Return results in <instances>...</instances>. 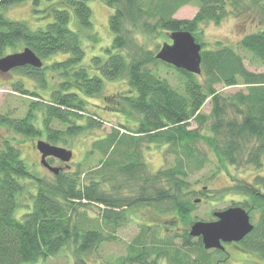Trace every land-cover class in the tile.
<instances>
[{
	"label": "trees",
	"instance_id": "16d2710c",
	"mask_svg": "<svg viewBox=\"0 0 264 264\" xmlns=\"http://www.w3.org/2000/svg\"><path fill=\"white\" fill-rule=\"evenodd\" d=\"M24 1H31L34 13L49 23L31 30L25 22L8 19L6 10ZM91 1L96 0H44V5L42 0H0V59L29 48L42 62L41 68L15 72L32 79L40 91L47 92L49 81L54 83L48 98L39 90H26L21 82L11 84L14 92L29 99L22 116L0 114V126L15 135L42 137L38 141L65 148L70 139L100 129L105 122L98 110L87 108V98H102L108 112L124 115L127 124L135 121L131 128L119 125L92 142L88 154L101 158L99 166L85 172L51 173L52 182L29 171L11 139L1 142L0 264L44 260L68 243L75 249L73 254L81 255L106 242L98 222L82 214L89 206L110 208L102 210L100 221L107 223L120 222L121 213L112 209L127 200H132L133 209L153 206L172 213L176 220L186 219L192 208L191 195L196 194L187 190L186 180L204 164L195 149L199 141L210 146L217 162L235 165L244 153L247 164L264 167V72L245 67L246 58L264 66V0H102L112 10L107 20L112 41L100 52L96 46L101 40L93 30L87 4ZM191 4L198 8L191 20L174 18L179 9ZM227 17L249 18L248 24L255 20L257 29L244 33L232 47L219 42L205 48L198 42L200 24L219 23ZM179 31L190 33L201 45L199 75L156 59L160 41L165 43ZM84 42L98 51L86 63ZM152 42L154 47L149 48ZM59 55L63 58L53 59ZM159 67L172 68L180 77L178 85L173 87L162 77ZM115 80H121L125 89L102 95L103 82ZM219 84L226 88L241 85L244 91L223 96L216 89ZM208 100L207 115L201 110ZM203 127L208 130L206 136L200 133ZM143 144L164 148L175 157L173 165L147 175L139 153ZM97 179L109 184L122 180L119 186H130L135 195L106 197ZM258 179L259 189L245 184L234 191L244 196L242 208L259 211L253 231L241 243L264 258V174ZM144 234L131 245L133 262L155 256L169 258L172 264H206L200 240L191 243L184 235L181 244H175L174 238L160 240L158 231L150 237Z\"/></svg>",
	"mask_w": 264,
	"mask_h": 264
},
{
	"label": "rangeland",
	"instance_id": "374dc122",
	"mask_svg": "<svg viewBox=\"0 0 264 264\" xmlns=\"http://www.w3.org/2000/svg\"><path fill=\"white\" fill-rule=\"evenodd\" d=\"M87 4L92 11L93 30L101 40L100 46H96V49L100 52V49L110 46L112 41V37L107 26L108 16L111 14L112 10L108 8L102 0L91 1ZM42 5H44V0H42ZM34 10H36V7L33 6L31 1H24L21 4H17L7 9L6 17L13 21L25 22L31 30H36L43 27L45 24H48L49 20H42L38 16L39 14L34 13ZM197 11V6L195 4H191L179 9L174 15V18L177 20H191ZM248 19L249 18L242 19V17H227L219 23L204 22L199 25L198 32H202V38L198 36V42L202 43L205 48H213L215 44L219 42L232 47L244 33L253 32L257 29V25L254 26L257 22H254V20L248 24ZM41 23L45 24L41 26ZM164 44L170 45V39H168L165 43L160 41L159 48L155 52L158 53ZM151 47H154L153 42L149 44V48ZM83 48L85 51L84 63L89 61L91 56L98 53L97 50L93 51L91 47L89 48L85 42L83 43ZM18 50V52H21L22 48H19ZM242 55L245 57L248 56L245 52H242ZM61 58H63V55H59L53 59L57 60ZM53 59L48 60V62ZM245 67L247 70L255 73L264 72V66L258 65L256 62H252L247 58L245 59ZM15 71L17 70H12L6 74L0 73V114H10L12 117L17 118L24 114L29 98L14 92L11 84L21 82L24 85V88L30 92L34 90L38 91L39 87L35 85L32 79ZM158 73L162 77L166 78L173 87L178 85L180 77L172 68L167 69L159 67ZM47 77L49 78L50 75L48 74ZM49 83L50 90L54 87V83H51L50 81ZM103 86L102 95L104 96L113 95L125 89V85H123L121 80L104 81ZM216 89L219 94L223 96L234 94L241 90L244 91V87L241 85L226 88L219 84L216 86ZM48 91H40V94L47 97L49 93ZM87 102V108L90 111L98 110V116L105 122L102 123V127L100 129L87 130L83 134L69 140L68 147L65 148L70 149L72 152V161L68 164L71 167L70 173H74L78 170L85 172L88 169H94L99 166V160L101 158L97 154L93 156H89L88 154L92 142L101 139L104 135L110 133L112 129L119 127V125H129L131 128L135 123V121L132 120L127 124L125 122V118L123 117L124 115L118 116L111 114L113 113L112 110L108 112L105 108V101H103L102 98H87ZM96 107H101L103 110L96 109ZM210 109L211 105L208 100L203 106L201 112L208 115ZM228 117L231 118V115L229 114ZM194 127L195 125L192 124L191 129ZM120 132L122 133L124 131L120 129ZM200 133L204 136L208 135L207 128L203 127L202 130H200ZM7 138L14 142H11L13 145L19 147L21 159L34 176L48 182L53 181L50 172L44 168H38L36 165V162L39 161V153L35 149V144L38 140L43 139L42 137H32L28 139L15 135L6 127L0 126V144ZM195 149L203 156L204 164L200 169L189 174L186 180L187 190L192 191V193H196L191 195L192 208L186 219L178 217L176 220L174 219V215L172 213H162L161 210L157 211L153 206L144 205L143 207H140L135 214H133V221L131 219V221L128 222V226L122 230L121 234H118L114 238H108L109 236L106 237V242L101 243L90 253L75 255L71 250V243H68V247L66 246L68 249L65 247L54 256H50L44 260H39L34 263L25 264H120L119 260L126 256L129 244L134 241L133 239L136 236L139 235L142 227H144L143 229H146L144 232L145 234L143 233L145 237L151 236V230L156 232L159 231L158 234L161 235H181L183 231H188L191 224L194 222L216 221L215 217L212 215L214 212H221L231 207H240V203L244 200V196L236 193L234 191L235 187H242L245 184H249L256 189H259V186L256 184L260 181L258 176L264 174V167L258 169L253 164H247V154L242 153V156L240 157L241 159H237V164L229 165L227 163L217 162L216 156L212 153L210 146L203 141L197 142ZM164 151V148H159L154 145L143 144L141 146L139 149L140 158L146 166L145 172L147 175L154 173L159 169L173 165L175 157L173 155L166 154ZM96 181L99 183L100 193L106 197L119 199L130 197V193L128 192L130 187H128L129 190L122 189L121 192H114L118 189V187H121L119 185L123 183L121 182L122 180L111 182L110 184L104 181H99V179ZM28 188L29 187H27V189ZM203 188L207 189V193L203 192ZM131 194L132 196L135 195L132 191ZM194 200L201 201H195L196 203H194ZM103 209V206H89L84 209L82 214L90 217L93 221L96 220V222H98L99 229L103 230L101 229V224L103 223L100 221L101 219L99 215ZM20 210L21 209H18L16 211V216L18 218L21 215ZM244 210L246 211V209ZM246 212L249 213L248 215L251 218V223L255 224L259 216V211L257 209H253ZM138 224H140V226ZM107 231L108 228L106 232ZM181 241L182 240L179 238L174 242L175 244H181ZM196 241V239H191V243H195ZM239 247L244 249L246 248L242 243H239L237 248L231 244L227 245L228 251L231 253V261L234 264H264V258L251 250H247L243 254L237 252L236 250ZM206 252L209 257L212 258L211 264H215L219 255H217V253L214 254L211 250ZM234 260L236 261L234 262ZM162 264L168 263L164 261Z\"/></svg>",
	"mask_w": 264,
	"mask_h": 264
},
{
	"label": "water",
	"instance_id": "95a60500",
	"mask_svg": "<svg viewBox=\"0 0 264 264\" xmlns=\"http://www.w3.org/2000/svg\"><path fill=\"white\" fill-rule=\"evenodd\" d=\"M169 39L171 44H164L156 54V59L175 69L199 75L201 46L195 42L194 37L188 32L179 31L172 33ZM41 66L42 62L29 48L0 59V72L3 74L24 67L39 69ZM36 149L41 154V163L53 174H57L59 169L49 166L46 158L53 157L68 163L72 157L70 150L44 141H37ZM213 216L216 221H197L189 229V236L200 237L205 249H220L221 242H240L253 229L248 213L240 207L215 212Z\"/></svg>",
	"mask_w": 264,
	"mask_h": 264
},
{
	"label": "flooded vegetation",
	"instance_id": "af4514ba",
	"mask_svg": "<svg viewBox=\"0 0 264 264\" xmlns=\"http://www.w3.org/2000/svg\"><path fill=\"white\" fill-rule=\"evenodd\" d=\"M6 74V73H5ZM37 151V150H36ZM38 152V151H37ZM39 153V152H38ZM45 161H46V163L49 165V166H51V167H53V166H56L55 168H58L59 169V171H63V173L64 172H68V173H70L71 172V167L68 165L71 161H72V157H71V160L68 162V163H63V162H61L60 160H58V159H55V158H53V157H48V158H46L45 159ZM36 164L39 166V167H41V168H44V169H46L48 172H50L49 170H48V168L46 167V166H44L42 163H41V154L39 153V161L38 162H36ZM50 173H52V172H50ZM127 188H124V189H126V190H129L128 189V187H130V186H126ZM119 191L121 192L122 191V189L123 188H121V187H119ZM203 192H205V193H207V189L206 188H203ZM131 191H132V189L130 188V190L128 191L130 194H129V196L131 197L132 196V194H131ZM126 198H128V197H126ZM196 200H194V203H196L195 202ZM199 201V200H198ZM201 201V200H200ZM131 203H132V200H127V201H124V203L122 202V206H120V207H118L117 209L116 208H113L112 209V212H118V213H121V216H120V222H116V224H115V222H112V223H107L106 222V220L105 219H103L101 222L103 223V224H101L102 225V228L101 229H103V230H101L102 232H101V234L100 235H103V236H105V237H108V238H114L115 236H117L118 234H121L122 233V230H124V228L125 227H127L128 226V222L129 221H131V219H132V221H133V218H132V216H133V214H135V212L137 211V210H139L140 209V207L138 208V209H133L132 208V206H130L131 205ZM103 206V205H102ZM101 205H99V207H102ZM141 207H143V206H141ZM241 207V206H240ZM103 208L104 209H107V210H109L110 208H106L105 206H103ZM103 209V210H104ZM243 209V208H242ZM247 211V210H246ZM102 212L103 211H101L100 213H99V215H100V219H102ZM215 213V212H214ZM213 213V214H214ZM248 213V212H247ZM212 214V215H213ZM249 214V213H248ZM214 217V216H213ZM250 217V216H249ZM215 220H217L216 218H215ZM257 220H258V218H257ZM257 220H256V222H257ZM105 222H106V224H105ZM256 222H255V224H256ZM126 223V224H125ZM250 223H251V218H250ZM124 224H125V226H124ZM193 224V223H192ZM191 224V225H192ZM255 224H252L251 223V225H253V229H254V226H255ZM139 226H140V224H138ZM107 228H108V231L106 232V230H107ZM143 228L144 227H142V230L140 231V233H139V235L138 236H136L134 239H136L137 237H139V236H141V234H143L144 233V231H143ZM190 229V228H189ZM189 229H188V231H183L182 232V234L181 235H177V234H168V235H161V234H157V236H158V238H160V240H163V237L164 236H166V237H168V238H174L175 240H178L181 236H184V235H186L190 240L191 239H196L197 241L198 240H200V242H201V244H202V246H203V243H202V240H201V238L200 237H190L189 236ZM253 229H252V231H253ZM251 231V232H252ZM152 232V230L150 231V233ZM159 232V231H158ZM250 232V233H251ZM174 233V232H173ZM147 234V233H146ZM248 235V234H247ZM180 236V237H179ZM246 237V236H245ZM244 237V238H245ZM133 239V240H134ZM243 241V240H242ZM242 241H240V242H237V243H235V242H229V243H223V242H221V248L220 249H205L204 248V246H203V250H204V257H205V262H206V264H211V261H212V258L211 257H209V255H208V253L206 252V251H209V250H211L212 252H214V254L215 253H217V255H219V258L216 260V262H215V264H234L232 261H231V253L228 251V248H227V245H233L234 247H238V245H239V243H241ZM132 243H133V241L129 244V246H128V248H127V253H126V256H125V262H122V260H123V258H121L120 260H119V263L120 264H145V263H147V264H162V262H164V261H166L168 264H172V262L169 260V258H166V257H155V256H151V257H149V258H146V257H143L140 261L141 262H138L139 260H136L135 262H133V259H132V252L134 251L133 250V248H131V245H132ZM68 247V246H67ZM66 247V248H67ZM71 247V246H70ZM98 247V246H97ZM96 247V248H97ZM96 248H92V249H90L89 251H87V252H83V254H87V253H90L92 250H95ZM68 249V248H67ZM69 249H71V248H69ZM63 250V249H62ZM73 252L75 251V249L74 248H72L71 249ZM237 252H239V253H241V254H243L245 251H247L246 249H244V248H238L237 250H236ZM82 260H84V259H82ZM143 260V261H142ZM236 260H234V262H235Z\"/></svg>",
	"mask_w": 264,
	"mask_h": 264
}]
</instances>
